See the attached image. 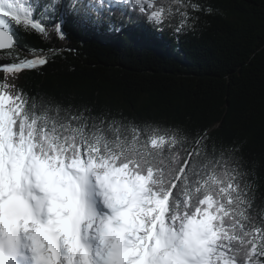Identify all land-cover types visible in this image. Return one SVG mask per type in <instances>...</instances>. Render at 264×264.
I'll list each match as a JSON object with an SVG mask.
<instances>
[{
  "label": "snow or ice",
  "instance_id": "1",
  "mask_svg": "<svg viewBox=\"0 0 264 264\" xmlns=\"http://www.w3.org/2000/svg\"><path fill=\"white\" fill-rule=\"evenodd\" d=\"M59 3L49 0L43 14ZM76 3L61 17L95 23L91 13L103 11V0L82 11ZM116 5L178 36L195 30V13L214 11L193 0H108ZM36 6L0 0L9 61L0 64V264H264V205L257 211L237 143H218L206 128L38 102L18 87L56 49L24 55L9 22L64 38L62 23L49 29L34 17Z\"/></svg>",
  "mask_w": 264,
  "mask_h": 264
},
{
  "label": "trees",
  "instance_id": "2",
  "mask_svg": "<svg viewBox=\"0 0 264 264\" xmlns=\"http://www.w3.org/2000/svg\"><path fill=\"white\" fill-rule=\"evenodd\" d=\"M48 2L34 0V17L49 29L62 23L64 38L46 40L9 22L24 55L56 49L42 69L20 74L19 88L38 102L122 112L189 132L206 128L218 143H237L259 211L264 205V0H193L214 11L195 13V30L179 36L171 27L159 30L132 5L110 9L103 0V11L92 12L95 23H88L76 12L61 17L73 0H60L55 13L44 15ZM88 3L101 6L100 0H77L76 9ZM2 57L3 50L0 64L9 62Z\"/></svg>",
  "mask_w": 264,
  "mask_h": 264
},
{
  "label": "rangeland",
  "instance_id": "3",
  "mask_svg": "<svg viewBox=\"0 0 264 264\" xmlns=\"http://www.w3.org/2000/svg\"><path fill=\"white\" fill-rule=\"evenodd\" d=\"M19 81H20V76H19V79L16 81L17 85H18Z\"/></svg>",
  "mask_w": 264,
  "mask_h": 264
},
{
  "label": "water",
  "instance_id": "4",
  "mask_svg": "<svg viewBox=\"0 0 264 264\" xmlns=\"http://www.w3.org/2000/svg\"><path fill=\"white\" fill-rule=\"evenodd\" d=\"M14 35V34H13ZM15 37V36H14ZM16 39V38H15ZM1 51V50H0Z\"/></svg>",
  "mask_w": 264,
  "mask_h": 264
}]
</instances>
